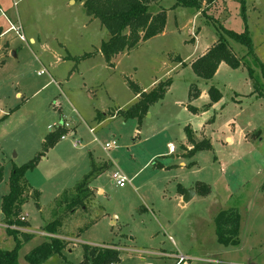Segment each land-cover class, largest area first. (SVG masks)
Instances as JSON below:
<instances>
[{
    "label": "rangeland",
    "instance_id": "374dc122",
    "mask_svg": "<svg viewBox=\"0 0 264 264\" xmlns=\"http://www.w3.org/2000/svg\"><path fill=\"white\" fill-rule=\"evenodd\" d=\"M244 1L254 52L264 65V0ZM3 2L11 8L15 3L26 42L8 34L19 55L0 68V112L7 115L1 119L0 114V203L8 192L11 167L36 156L49 129L61 125L63 117L76 131L65 135L25 176L29 194L21 213L35 239L19 251L18 263L26 264L25 254L41 243L38 239L45 240L42 227L59 220L57 236L66 248L62 257L53 256L44 264L84 263L83 245L115 249L118 264H176L179 256L186 264H264L260 70L249 59L251 79L246 68L234 70L221 63L212 79L204 81L191 68L216 43L222 29L244 31L241 0H200V10L174 7L175 0L152 2L151 14L162 10L166 14L162 34L116 56L113 67L96 53L101 40L109 38L107 31L98 20L88 18L80 2ZM29 35L34 45L29 44ZM226 39L237 59L246 55V47ZM85 54L90 57L78 60ZM168 79L167 94L140 126L135 119L111 118L134 103L128 83L148 90L154 81ZM211 86L219 93L213 104L207 94ZM192 88L200 91L192 103L199 108L197 115L186 109ZM98 115L106 117L99 122ZM186 127L195 142H208L211 149L183 157L191 149ZM75 141L80 143L76 148ZM111 141L116 147L104 151ZM91 161L105 165L104 170L90 184L92 195L84 206L69 210L72 191L90 171ZM115 172L130 183L122 188L113 184ZM197 182L207 184V195L196 193L188 203L176 196L178 186L194 187L196 192ZM33 191H38L37 199L31 196ZM235 225L237 241L227 234ZM219 234L224 236L221 242ZM12 246L6 228L0 227V248Z\"/></svg>",
    "mask_w": 264,
    "mask_h": 264
},
{
    "label": "trees",
    "instance_id": "16d2710c",
    "mask_svg": "<svg viewBox=\"0 0 264 264\" xmlns=\"http://www.w3.org/2000/svg\"><path fill=\"white\" fill-rule=\"evenodd\" d=\"M83 3L85 14L92 19L100 22L109 38L102 41L99 47V53L108 66L112 67L111 61L119 54L127 53L136 48L140 43L146 42L160 34H162L165 23L166 14L162 10L153 15L149 12V5L158 0H74ZM215 0H209L213 3ZM241 14L244 21V31L236 33L231 30L222 29V34L219 35L216 43H214L202 56L191 63V68L194 74L204 81H209L215 75L221 63L227 64L231 69L244 67L247 69L249 78L253 79V68L249 66V59L252 64L259 68L261 78L264 81V65L257 58L254 52V47L251 37L248 32L245 16V1L241 0ZM181 7H189L200 10V0H175V5ZM229 38L247 49L246 55L237 59L227 42ZM90 57V54H85L78 60H84ZM170 80L158 82L152 89L147 92L141 91L135 84L128 83L134 94L138 97L137 101L125 111H118L115 116H120L123 120L135 119L138 125H141L142 120L147 116L149 109L162 101L170 87ZM253 88L257 86L252 83ZM210 103L219 101L218 91L211 86L207 91ZM199 92L196 88L190 89L188 94V102L198 98ZM259 97L264 99L262 93ZM189 111L195 113L196 110L188 107ZM101 116V115H98ZM112 116V115H111ZM5 118V117H3ZM2 118V119H3ZM1 120V119H0ZM68 131L62 127L49 132L42 143V149L31 160L20 166L13 165L8 177V192L5 194L0 203V212L3 215V223L6 226V234L11 237L13 246L10 250L0 248V264H19L18 253L24 245L29 243L35 237L34 234L23 232L21 229L28 227L26 221H21L20 217L21 206L26 201L29 190L25 176L29 171L36 168L41 158L52 149ZM187 143L191 145V149L185 157H192L197 152L207 151L211 149V145L206 142H195L191 130L185 128ZM104 167H97L91 161L90 171L76 184L72 192L75 193L69 202V210L77 206H84L85 201L92 195L90 184L99 177ZM159 168H162L159 166ZM3 180V168L0 166V183ZM196 193L198 196H205L209 193V187L205 184L197 183ZM178 192L183 194V190L178 186ZM31 196L37 199L38 191H33ZM59 220H54L44 225L41 231L48 235L43 242L31 249L24 256L26 264H44L53 256L62 257L63 251L66 248V242L60 239L57 235V227ZM229 238H235L237 241V225L227 231ZM219 236V241H223L224 236ZM234 242V241H233ZM231 242L232 244H234ZM84 263L79 264H118V251L109 246H90L83 245ZM187 264H191L190 261Z\"/></svg>",
    "mask_w": 264,
    "mask_h": 264
},
{
    "label": "crops",
    "instance_id": "0c3cea01",
    "mask_svg": "<svg viewBox=\"0 0 264 264\" xmlns=\"http://www.w3.org/2000/svg\"><path fill=\"white\" fill-rule=\"evenodd\" d=\"M70 3L71 4H73V3H75V1H72V0H70ZM81 3V5H83V3L82 2H80ZM0 6L6 11V13L9 15V17L13 20V21H16V22H18L19 23V20H18V13H17V11L16 10H14V8L16 7V5H15V3H13V6H12V8H11V6L10 5H5V3L3 2V0H0ZM83 7V6H82ZM90 20L92 19L91 17H88ZM93 20V19H92ZM0 41H2L1 43V47L3 46V44L5 45L4 46V48L1 50V48H0V53H1V55H2V59H1V61H0V68H3L4 66H6L7 65V61L8 60H16V59H18V55H19V53L16 51V50H14L13 48H12V46L10 45V43H9V41H8V39H7V37H4V38H2ZM103 40H101V42H102ZM28 42H29V44L30 45H34L35 44V39H34V37L33 36H31V35H29V38H28ZM101 42L99 43V46H98V50H97V54H99V55H101L100 53H99V47H100V44H101ZM143 43V42H142ZM141 44V43H140ZM139 44V45H140ZM209 49V48H208ZM207 49V50H208ZM206 50V51H207ZM205 51V52H206ZM204 52V53H205ZM203 53V54H204ZM12 54H14V56H12ZM202 54V55H203ZM201 55V56H202ZM102 56V55H101ZM114 60V59H113ZM113 60L111 61V64H112V67H113ZM157 84V82L156 81H154L151 85H150V88L148 89V90H146V89H141V91H144V92H147V91H149L150 89H152L155 85ZM138 87V86H137ZM139 88V87H138ZM140 89V88H139ZM197 89V88H196ZM169 90V89H168ZM198 90V89H197ZM199 91V90H198ZM168 92V91H167ZM252 92V91H251ZM167 94V93H166ZM165 94V95H166ZM251 94V93H250ZM249 94V95H250ZM199 95H200V91H199ZM248 94H243L242 96L243 97H248L249 96ZM21 95L19 94V93H17L16 94V97H20ZM165 97V96H164ZM199 97V96H198ZM209 98V97H208ZM137 99H138V97L136 96V95H134L133 96V100H134V103L137 101ZM197 99V98H196ZM196 99H194V100H192L191 102H188V104L190 105V107H192V108H194L195 110L196 109H199L198 107H194V106H192V103L196 100ZM163 100V99H162ZM259 101V100H258ZM161 102V101H160ZM159 102V103H160ZM209 102H210V100H209ZM234 102H237V101H234ZM133 103V104H134ZM159 103H157V104H159ZM156 104V105H157ZM155 106V105H154ZM153 106V107H154ZM152 108V107H151ZM150 108V109H151ZM150 109H149V111H150ZM186 109H187V111L189 112V113H191V114H193V115H197L196 113H197V110H196V112L195 113H193V112H191V111H189L188 110V106H186ZM208 109H206V110H204V112H206ZM1 111V110H0ZM60 112V116L62 117L63 116V114H62V111L60 110L59 111ZM115 113L116 112H114L113 114H112V116H111V118H113V117H115ZM202 113V112H201ZM0 114H2V116H7V115H4V113L3 112H0ZM147 115H149V112H148V114ZM102 116V115H101ZM104 117H100V116H97L96 117V119L100 122L103 118H105L106 117V115H103ZM149 117V116H148ZM3 118V117H2ZM1 118V119H2ZM62 119V121H63V124H66L67 125V127H66V130L68 129L69 131H68V133L67 134H70L71 136L72 135H74L75 133H76V131L74 130V128H71V127H69L68 126V124H67V122H66V119L65 118H61ZM91 129H93V128H91ZM191 130V129H190ZM191 132H192V130H191ZM66 134V135H67ZM193 137H194V135H193ZM241 137H243L245 140H247V138L246 137H244V134L241 136ZM231 138V137H230ZM229 138V142H231L232 141V138L230 139ZM227 140V139H226ZM43 141H44V139H43ZM210 144V143H209ZM57 145V144H56ZM55 145V146H56ZM190 145V144H189ZM55 146L52 148V149H50V150H53L54 148H55ZM72 146H73V144H72ZM191 146V145H190ZM74 147V146H73ZM74 148H76V147H74ZM183 157H185V156H183ZM96 164V163H95ZM97 166V165H96ZM105 165H98L97 167H104ZM162 167V166H161ZM261 171H263V168L259 171V172H261ZM131 181V180H130ZM197 183H200V182H197ZM207 185V184H206ZM182 189H184L185 190V193H187V190H192L193 192H194V196L190 199V200H192L193 198H195L196 197V192H195V190H194V187H188V188H184V187H182V186H180ZM89 188H90V190L92 191V188H91V186H89ZM178 189V188H177ZM101 192V191H100ZM186 195V194H185ZM185 195H182V194H180L179 195V193H178V190H177V197L181 200V198H183ZM189 200V201H190ZM188 201V202H189ZM23 216V215H22ZM25 221H26V219H25ZM0 227H4V228H6V226H5V224L3 223V215H2V213L0 212ZM26 230L29 232V233H31L30 231H29V229H28V227L26 228ZM33 234V233H32ZM40 234H43V235H46V234H44L42 231H41V233ZM39 234V235H40ZM35 235V234H34ZM35 239V238H34ZM33 239V240H34ZM32 240V241H33ZM38 241V243H40V242H42V241H40V239H38L37 240ZM39 245V244H38Z\"/></svg>",
    "mask_w": 264,
    "mask_h": 264
},
{
    "label": "built area",
    "instance_id": "2783aa9c",
    "mask_svg": "<svg viewBox=\"0 0 264 264\" xmlns=\"http://www.w3.org/2000/svg\"><path fill=\"white\" fill-rule=\"evenodd\" d=\"M8 34H13L15 35L21 42H26L24 35L22 33V27L20 26V24L16 21H13L9 15L6 13V11L0 6V39L6 37ZM44 72L41 71L40 73H38V75H42ZM58 126H62L66 129L67 125L63 124V122L61 123V125ZM57 128V126L55 127V129ZM55 129L51 130L49 129V132L54 131ZM89 132L91 134L94 133L93 129H89ZM63 138V137H62ZM61 138V139H62ZM80 143L79 141H75L73 142V146L77 147L79 146ZM116 147V142L115 141H111L109 143H106L103 146L104 151H109L112 150ZM170 152H174L173 147H170ZM111 181L113 184H115L116 186L122 188L124 187L126 184L130 183V180L123 175L120 172H115L112 174L111 176ZM26 217L21 216L20 220L21 221H25ZM44 236H48V235H44ZM186 259L182 256L177 257V262L176 264H186L187 261H185ZM197 262V260H194ZM185 262V263H184Z\"/></svg>",
    "mask_w": 264,
    "mask_h": 264
},
{
    "label": "water",
    "instance_id": "95a60500",
    "mask_svg": "<svg viewBox=\"0 0 264 264\" xmlns=\"http://www.w3.org/2000/svg\"><path fill=\"white\" fill-rule=\"evenodd\" d=\"M14 56V54H12ZM194 196V192L192 190H187L186 195L183 197V202L188 203V201ZM196 263V262H195ZM193 264V263H192Z\"/></svg>",
    "mask_w": 264,
    "mask_h": 264
}]
</instances>
